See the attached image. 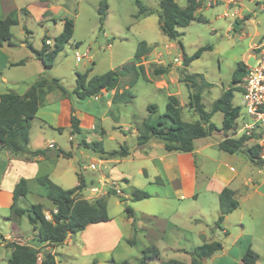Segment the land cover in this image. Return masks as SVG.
<instances>
[{
  "label": "crops",
  "instance_id": "crops-1",
  "mask_svg": "<svg viewBox=\"0 0 264 264\" xmlns=\"http://www.w3.org/2000/svg\"><path fill=\"white\" fill-rule=\"evenodd\" d=\"M245 2L252 3L254 8L245 9ZM219 3H222L225 9L221 17L232 18L229 21V30L235 33L243 34L245 32V23H254L252 17L255 15L256 10L264 11V4L254 3L250 0H243L239 7H234L232 4H226L224 2H218L213 5ZM200 7H198L197 10L200 9ZM22 8L26 9L27 12H25V14L30 19L37 22L50 21L53 26L56 27L57 23L53 19V15L62 8V3L58 0H0V18L5 17L14 10L16 12H21ZM17 18L18 23L11 27L12 38L15 37L13 29L21 25V18H19V16ZM64 19L65 18L60 19L62 25ZM240 23H242V25H238ZM48 27L49 25L46 23L40 25V28L45 29V31L48 30ZM179 28L180 27L177 28L178 32ZM25 31L30 32L31 29L27 25H22L21 33L23 36ZM246 35L250 38L248 49L245 54L241 55L239 60L245 64L254 52L252 47L264 36V30L255 27L252 33H247ZM47 39L49 38L47 37ZM166 45L165 51L158 50V52L164 56L166 54H171L169 47H174L172 44ZM14 46L15 44L8 45L6 43L0 46V94L3 92L18 93L12 91L8 85H17V83L23 81L22 78L16 79L11 77L9 73L6 75L3 73L4 71L9 72L12 67L24 65V63H18L20 59L12 55V48ZM21 46L27 47L24 40H22ZM175 58L183 59L182 55ZM26 60L35 61V74H37V76L44 72L45 69L43 64L35 57L32 51L29 52ZM187 66H183L185 73H187ZM170 72L171 71H169V73ZM191 74L202 75V80L210 84L209 86L200 84V82L196 84L197 86H202L200 93L201 102L204 108L209 111L213 101L229 87L230 82L227 86L223 85L222 87L221 85V89L219 90L217 88L218 84L207 81L202 73ZM58 82L60 83L59 80ZM28 86L29 85L24 87L18 94H22ZM74 86L75 83L67 91L71 92ZM1 88H5L6 90ZM235 92L236 91L233 92V97ZM112 94L113 91H108V93L105 91L103 94V97H106L105 106L107 108L111 107L113 104L111 103ZM74 96L75 95H70L69 97L62 96L59 90L49 92L46 95L45 104L37 109L35 117L30 121L28 148L31 151L41 148L45 150L43 153L30 156L26 153H14L7 147H4L0 151V209L9 210L4 217V221L10 224V230L5 235L1 233L0 228V250L4 253L8 251V256L5 257V259L4 257H0V259H4L3 264H7L8 257L11 254V248L5 247L6 242L14 241L19 244H28L39 249L40 252L38 255L40 259L42 258L43 251H50L57 264L61 262L58 258L59 254L64 256V258H69L72 256L73 248L77 247L76 241L79 240L76 236L79 232L69 234L66 240L60 245H48L45 242L40 243L38 241V232L35 229L33 230L37 232V235L20 234L19 227L16 224L17 221L12 216L10 207L12 204L14 186L21 178L26 179L27 182L30 183L32 179L34 180L38 176H47L50 181L64 189L71 188L77 184V173H80L81 169H79L80 167H74L72 163L68 161L72 159L71 149L73 144L71 142L75 139V133L71 132L70 126L72 108H74V114L76 115L74 100H77V97L75 96L74 98ZM232 99L231 103L233 104ZM240 102L241 95L239 104L233 105L240 106ZM187 108L188 109L185 111L190 113L191 118L184 119L181 111L182 118L186 121H195L198 119V117H195L196 114L188 106ZM104 113L105 111L102 112L101 117H104ZM215 113L217 114L218 111L211 115V121L216 125L217 130L209 136L196 139L194 141V148L191 152L166 151L163 147V143L155 138L150 139L143 146H138L136 144V136L142 121L135 122L137 126L133 129L131 134L123 132L125 128H120L121 124L117 123L118 125H116L115 128L119 129L120 134L109 135L98 125L101 119L97 120L95 117L96 119L92 120L90 115L84 113V117L90 119L93 131L98 135L106 136L107 139L116 142L119 146L127 144L129 137L134 139L132 147L127 144L128 154L125 156L112 158L97 157V159H103L105 164L102 166L101 170L98 171L100 176L96 180L90 178L89 182H86L89 186L87 188L91 189L94 188V186H100L99 182L106 180V177L110 175V171H112V167L115 166V164L139 160L141 163L137 170L139 173L142 172L145 178H147L148 181L146 184L133 183V181H130V175L124 170H121L120 176L121 179H124L126 182L128 189L130 187H137L147 191L150 197L136 201L138 205L132 209L133 216L126 217L125 219L128 228L125 234L121 233L118 228L119 226L114 223L113 218L110 217L109 214L110 219L108 221L87 225L83 231H80V242L82 244L80 246L81 253L94 255L95 264H115L116 261L112 258V253L121 242L124 241L125 245H130L132 247L140 243V254L142 248L154 245L159 250V256L157 258H152L157 260L156 264H160L163 261L161 257L163 252L167 254V256H169L168 254L182 255L184 258L189 259V263L187 264H190L191 257L189 251L193 247L204 242L217 240L222 244V248L213 253L211 257L217 252L225 254L227 252V244H229L228 248H230V246L241 243L242 246L239 250L240 256L249 248L257 254V259L254 264H264V172L258 166L259 170L256 172L258 177H256L254 176V170L251 168V165L256 164L251 162L243 153H227L218 149V143L225 137L223 135L221 136L222 130H219L222 114L220 113L219 123H215L213 121ZM65 131H67L66 141L70 142V147L61 140ZM50 142L54 143L53 148L48 147ZM77 146L78 143L75 144V147ZM59 149L67 152L69 156L60 154L58 151ZM103 149L106 151L114 150V148L107 149L105 147H103ZM64 157L67 158L66 161H68L65 165H63L61 160V158ZM63 182H68L70 185H64L65 183ZM96 183L97 185H95ZM146 186H154L155 188L152 191H148L145 188ZM223 187H228L234 192V198L238 201V206L231 213L225 215L221 222V226L217 227L215 222L219 214L218 194ZM33 189L29 187L28 193L24 197H20L16 203L19 205L21 201L24 202L25 200L29 202L28 196L30 193L37 192L35 188ZM110 196L112 195H108L104 189L101 193L93 192V194H89V198H104L106 208V199ZM129 196L131 198L130 193ZM37 203L42 205L44 216L51 217V213L54 212L55 206L49 200L48 203H50V205L41 202ZM121 203L123 202L121 201ZM21 208H23V206ZM133 218L135 219V233L131 226ZM228 225L232 226L233 231H228ZM168 228L172 230L173 233L171 235L174 238L169 245L163 240L164 234ZM217 230H220L222 234L226 235L225 241L224 239H220ZM174 231L176 232L174 233ZM133 236L134 243H130L129 240L133 239ZM192 239H197L199 243H195ZM34 240L36 243H33ZM191 245L193 247H190ZM151 260H149V264H151ZM241 264H243L242 261Z\"/></svg>",
  "mask_w": 264,
  "mask_h": 264
},
{
  "label": "rangeland",
  "instance_id": "rangeland-1",
  "mask_svg": "<svg viewBox=\"0 0 264 264\" xmlns=\"http://www.w3.org/2000/svg\"><path fill=\"white\" fill-rule=\"evenodd\" d=\"M58 1H61L62 8L53 15V19L57 23L56 27H54L50 21H34L26 16L24 11L16 12L17 17L19 16V18H21V25L13 29V34L15 36L13 40L16 43L12 48V55L20 59V61L22 60L24 65L12 67L9 72H3L5 75L9 73L11 77L16 79H23V81L17 83V85H8L12 91L19 93L24 87L36 81L40 76L56 78L66 90H69L74 83L76 84V72L84 73L89 70L88 76L99 75L105 71L116 69L120 65L132 60L136 45L139 41L144 40L151 46L150 51L142 57L141 60L146 79L138 78L134 84L129 87L130 92L134 96L131 102L112 104L111 107L107 108L105 106L106 97H103L105 91L95 96L82 99L77 98V100H74L76 115L79 119L80 132L75 133V139L71 142L73 146L72 149H69H71L72 152V159L68 161H70L74 167H80V173L87 183L90 178L96 180L100 176L98 171L101 170L102 166L105 164L103 159H101L104 158V156L98 152L99 149H102V147L107 149H119L120 146L116 142L107 139L106 136L98 135L93 131L91 121L89 118L84 117V113L90 115L92 120L96 118L97 120L101 119L98 125L109 135L120 134L119 129L115 128V126L118 125L117 123L121 124L120 128H125V130L122 129L123 132L131 134L133 129L137 126L135 122H140L149 116L147 110L149 104L155 106V112L150 115L151 119L155 120L159 116L161 117L165 111L167 96L171 94L177 97L178 105L182 108L183 118L189 119L191 115L185 111L188 109V85H186L185 82L178 81L183 76L181 71L185 70L183 68V59L177 58V60H175L174 58L179 57V55H182V57L183 55L189 57L194 54L198 48L211 46V50L202 51L198 58L189 63L186 72L190 74L202 73L207 81L217 83V88L220 90L221 85L223 87V85L227 86L229 84L237 61L240 60L241 55L245 54L248 49L250 38L246 34L252 33L255 27L264 30V11L256 10L255 15L252 17L254 23L246 22L245 32L243 34L230 31L229 21L232 18L221 17L225 9L224 5L219 3L212 7L202 5L200 9L196 11V14L201 17V20L193 21L186 27H180L179 32H181V34L179 37L171 40L168 39L159 28L156 10L159 8L160 0H139L144 6L153 10V12L148 15H140L138 18L135 17L138 11L136 0H106L108 6L107 14L102 24L99 21V15L97 13V8L101 0ZM177 2L180 6H184L186 0H177ZM244 7H246L245 9H251L254 8V5L245 2ZM63 18H70L73 20L74 26L71 38L63 45V48L53 59L52 67H44V72L37 76V74H35V61L26 60L31 50L29 47L21 46L22 40H24V43H29L32 47L39 49V47H41V39L43 36H47L51 41L48 45L52 47L54 37L62 30L60 19ZM45 23L49 25L47 31L40 28V25ZM22 25H27L31 29L30 32L25 31L24 36L21 33ZM238 25H242V23ZM166 44H172L174 47H169L171 54H166L164 56L160 54L158 50L165 51ZM76 52L82 56L78 61L75 60ZM154 67L167 68L168 72L156 76L152 73ZM169 71L171 72L169 73ZM129 78V76L121 77L116 90L121 91L126 88L130 80ZM1 89L6 90L5 88ZM106 93H108V91H106ZM240 95L242 97L241 91L239 92V90H236L232 99L233 104H239ZM103 111H105L104 117H101ZM240 112V117L245 116L242 114L244 113V109L241 106ZM220 116V112L217 114L215 113L213 121L219 123ZM195 117H197V115H195ZM233 131L234 130L231 129L227 132L222 130L221 136L234 138L236 136H234ZM66 139L67 131L63 133L61 140L69 146L70 142H67ZM127 141V144L132 147L134 139L129 137ZM84 142H87L89 146L93 144L94 147H86L84 146ZM255 142L256 140L247 139L243 147L246 148ZM77 143L78 146L75 147ZM98 156L101 158L97 159ZM66 159L65 157L61 158L63 165L68 162ZM90 162L98 163V169H91L88 166ZM140 163L139 160H131L125 161L122 164H115V166L112 167V171H110V175L106 177L107 182L110 183L108 186H111V182H114L122 191V194H120L113 191L114 189L112 188L104 187V191H106L108 195H112L106 199L108 214L113 218L114 223L119 226L118 228L122 234H125L128 229L125 223V219L128 217L127 208L133 209L138 203L132 201L130 198L129 189L124 179H121L120 173L121 170H124L130 175V181H133V183L146 184L148 181L147 178H145L142 172L139 173L137 170ZM251 168L254 170V176L258 177L256 172L259 170V167L251 165ZM63 183H65L64 185H70L68 182ZM95 185H97V183ZM29 187L30 189L35 188L37 191L36 193H30L28 196L29 202H41L50 205L46 197L41 196V187L35 182V179L31 180ZM145 188L148 191H152L155 187L146 186ZM86 198H88L87 200L90 204L95 203L96 198H89V195H87ZM121 201L123 203H121ZM29 202L26 200L24 202L21 201L19 203L21 206L15 203V207L21 208L23 206V208H26L30 205ZM8 212V209H0V228L1 233L4 235L10 230V224L4 221V217ZM11 212L12 216L17 221L15 222L19 227L20 234L37 235V232H34L35 230H33L32 225L28 221V213H24L20 216L16 214L14 210ZM227 229L228 231H233L231 225H228ZM175 232L176 231H174V233ZM217 232L219 233L220 239H224L225 241L226 235L222 234L220 230H217ZM172 233V230L168 228L164 234L163 240L167 245L171 244L172 239H174L171 235ZM80 235L81 232L76 236L79 241H76L77 247L73 248L72 256L64 258V256L59 254L58 258L61 261L59 264H90L95 260L94 255L80 252V246L82 245L80 242ZM192 240L195 241V243H199L197 239ZM33 243H36V241L34 240ZM139 245L140 243H137L132 247L130 245H125V242L122 241L113 251L112 258H114L116 262L126 259L129 264H137V260L141 255L139 252ZM228 245L229 244L226 246L227 252L225 254L217 252L213 257L210 256L206 258L204 264H241L243 255L240 256L239 250L242 244L237 243L234 246H230V248H228ZM190 247L193 246L191 245ZM168 255L169 256L164 252L162 253L161 257L163 261L173 258L189 263V259L184 258L182 255ZM7 256L8 251L4 253L0 250V257H4L5 259ZM4 259H0V263L3 264ZM156 262L157 260L154 259L150 261L151 264H156Z\"/></svg>",
  "mask_w": 264,
  "mask_h": 264
},
{
  "label": "trees",
  "instance_id": "trees-1",
  "mask_svg": "<svg viewBox=\"0 0 264 264\" xmlns=\"http://www.w3.org/2000/svg\"><path fill=\"white\" fill-rule=\"evenodd\" d=\"M138 11L135 17L148 15L153 10L144 6L139 0H136ZM107 1L99 2L97 13L99 21L102 24L107 14ZM199 7L196 0H186L184 6H180L177 0H160L159 8L156 10L158 15V24L161 32L171 40L176 39L181 33L177 31L178 27H186L193 21H200L201 18L195 13ZM21 11L27 12L22 8ZM18 23L16 11H11L5 17L0 18V46L4 43L14 45L11 27ZM73 20L65 18L63 20L62 30L54 37L53 46L50 47L45 43L47 36L41 39L40 49H34L29 43L27 47L33 52L35 57L41 61L45 68L53 64V59L63 48V45L69 41L73 32ZM151 49L144 40L137 43L132 60L124 63L116 69L105 71L99 75L88 76L89 70L84 73L76 72V84L71 92H68L56 78L40 76L36 81L31 83L22 93L3 92L0 94V150L7 147L14 153H26L34 156L43 153L44 149L29 150L28 148V131L30 121L35 117L37 109L46 102V95L53 91L59 90L62 96L69 97L74 94L77 98L95 96L102 91H113L111 103H129L133 100V95L129 90L138 78L146 79L143 65L141 64L144 57ZM211 49V46L198 48L191 56L183 55V66L186 67L192 60L198 58L202 51ZM18 63H23L19 61ZM247 70V65L238 61L232 73L229 87L225 89L220 96L213 101L211 108L207 111L201 102L202 86H197L198 82L205 86L210 84L202 80L200 74H187L181 71L183 75L179 81L188 85V104L187 106L197 115L195 121H186L182 118L181 108L178 105V99L174 95H168L165 104V111L162 118L152 120L150 115L155 112V106L149 104L147 110L149 116L142 120L139 133L136 136L138 146L145 145L150 139L155 138L163 143L166 151L191 152L194 148V141L211 135L217 130L216 125L211 121V115L214 112L222 114L221 126L219 130L227 132L236 125V118L240 113V106L233 105L231 99L233 92L241 90L238 86L242 82ZM167 68L154 67L152 73L156 76L167 73ZM123 76H129L130 80L127 87L121 91L116 90ZM199 80H198V79ZM190 83V84H189ZM70 126L72 133L80 132L79 119L74 114V108L70 116ZM249 139L247 136L238 138L225 137L218 143V149L227 153H243L251 162L259 166L264 172V160L260 157L261 146L254 143L246 148L244 142ZM96 144V143H95ZM86 147H94L84 142ZM63 156L69 154L61 149L58 150ZM104 158L125 156L128 154V147L123 144L119 149L98 151ZM77 184L71 188L64 189L48 179L47 176H38L35 182L41 187V195L46 197L56 208L51 213V219H46L43 213V207L40 203L30 204L26 208H16L15 203L20 197H24L29 190L26 179L21 178L14 186L12 192L11 209L18 215L28 213V221L33 229L38 232V241L48 245H60L71 233L83 231L89 224L108 221L110 219L106 202L104 198L95 200L90 204L83 196V191L89 187L80 173H77ZM114 193V192H113ZM129 193L133 201H138L150 197V194L137 187H130ZM123 199V198H120ZM219 214L215 222L217 227L225 215L231 213L238 206V201L234 198V192L223 187L218 194ZM127 216H133L132 209L127 208ZM132 229L136 232L135 219L132 220ZM134 243V237L129 241ZM6 246L11 248V254L8 257L7 264H57L54 256L50 251H43L42 258L38 261L39 249L28 244H19L11 241L6 242ZM222 244L213 240L204 242L193 247L190 251V264H203L204 259L210 257L213 253L220 250ZM159 250L154 245H149L141 250V255L137 264H149V260L157 258ZM257 254L251 249H247L241 261L243 264H254ZM90 264H95L92 261ZM115 264H129L128 260L123 259ZM160 264H187L177 259H167Z\"/></svg>",
  "mask_w": 264,
  "mask_h": 264
},
{
  "label": "built area",
  "instance_id": "built-area-1",
  "mask_svg": "<svg viewBox=\"0 0 264 264\" xmlns=\"http://www.w3.org/2000/svg\"><path fill=\"white\" fill-rule=\"evenodd\" d=\"M199 2V7L212 6L218 2H224L226 4H232L234 7L241 6L243 0H196ZM254 3L264 4V0H250ZM227 15V14H224ZM234 15V13H233ZM50 39H45L46 44H50ZM252 56L254 61L251 65H247V70L242 82L238 84L242 94L240 106L244 109L245 116L236 118V125L231 128L233 131L234 138L240 136H247L250 140H256V144L261 146L260 157L264 160V36L260 38L255 45L252 47ZM81 55L75 53V60H80ZM177 60V58H175ZM179 61V60H178ZM233 137V136H232ZM49 148L54 147V143L50 142L48 144ZM89 167L93 170L98 169V163L90 162ZM100 187L94 186L91 188L93 192L101 193L104 187L112 188L113 191L122 194V191L111 182L107 180L99 182ZM56 211V208L54 212ZM46 219H51V217L46 216ZM40 256L38 255V261H40Z\"/></svg>",
  "mask_w": 264,
  "mask_h": 264
},
{
  "label": "water",
  "instance_id": "water-1",
  "mask_svg": "<svg viewBox=\"0 0 264 264\" xmlns=\"http://www.w3.org/2000/svg\"><path fill=\"white\" fill-rule=\"evenodd\" d=\"M253 61H254V58H253V56H251L250 59L246 62V65H251L253 63ZM89 194H93V190L86 188L83 191V196L86 197Z\"/></svg>",
  "mask_w": 264,
  "mask_h": 264
}]
</instances>
